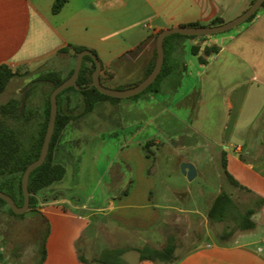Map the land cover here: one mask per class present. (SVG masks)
<instances>
[{"label": "rangeland", "instance_id": "rangeland-1", "mask_svg": "<svg viewBox=\"0 0 264 264\" xmlns=\"http://www.w3.org/2000/svg\"><path fill=\"white\" fill-rule=\"evenodd\" d=\"M252 1L222 0L226 10L224 22L241 16ZM253 21L228 32L202 38L201 45L209 39H224L220 54L218 51L210 56L202 55L203 65L199 64L200 57L192 51V37L171 36L166 43V70L170 64H175V72L165 74L151 89L136 97L98 102L86 116L87 121L73 123L74 126L67 128L62 137L61 154H56V160L65 166L67 173L61 181L41 192L44 202L58 200L59 207L67 215L55 219L53 224L31 211L17 217L0 216V260L3 264H38L47 229H89V236L95 229H107L105 213L98 210L107 205L109 198H123L130 188L133 176L125 164V157L128 144L136 133V139L143 140L145 145L150 143L146 150L143 145V157L149 163L152 178L146 204L152 207L151 211L158 215L159 220L154 228L135 239L129 242L126 238L119 240L118 246L142 247L147 244L163 248L168 238L174 237L176 253L182 254L202 243L237 239L245 232L240 226L241 216L248 209L255 210V219L264 221V204L258 199L255 187L258 185L251 173L231 155L228 157L227 170L252 191L248 193L229 182L222 163L225 151L222 142L228 119L225 94L239 82V76L232 72L237 65L232 54L239 53V42L233 43V39L239 37ZM138 31L143 36L150 33L143 26ZM177 39H182L179 45L173 44ZM225 46H229L233 53L224 52ZM63 68L59 65L25 73L0 95V106L11 99L25 104L28 122L18 129L27 148L40 138L45 122L44 111L53 86L51 81H42L41 76L52 71L58 73L57 78L65 79L68 74ZM115 85L113 89L109 88L111 84H105L106 88L113 90L135 86L126 85L122 78H118ZM220 87H224L223 94L216 96ZM78 91L63 94L60 107H68L70 112H81L82 101ZM211 92L215 96L210 97ZM200 95L203 105H199ZM68 97L70 105L67 104ZM154 141L163 144L157 145ZM148 151L152 155L148 156ZM231 151H234L233 147ZM190 162L197 171L192 181L182 172V165ZM2 182L0 177V190L6 192ZM222 191L232 197L234 206L224 222H213L208 218V212ZM170 214L177 216L168 217ZM98 218L104 223L98 224ZM3 229H6L5 234ZM226 230L232 233L228 237L223 236ZM246 240L264 241V229H256ZM109 243L115 246V243ZM137 257L135 252L125 256L129 262L136 261Z\"/></svg>", "mask_w": 264, "mask_h": 264}, {"label": "crops", "instance_id": "crops-1", "mask_svg": "<svg viewBox=\"0 0 264 264\" xmlns=\"http://www.w3.org/2000/svg\"><path fill=\"white\" fill-rule=\"evenodd\" d=\"M55 1L0 0V66L5 65L18 74L8 86L17 83L25 73L59 65L69 75L75 66V52L70 46L85 47L97 55L102 63L100 79L103 86L109 83V88L116 87L118 78H122L126 85L136 86L147 77L154 62L159 33L193 24L211 26L214 19L224 21L226 14L222 0H69L58 13H54ZM260 12L252 25L233 39V43L239 42V53L234 54L229 46L223 49L236 58L237 65L232 72L239 76V82L225 94L228 119L224 128L222 145L225 151L222 155L226 158L227 169L231 155L251 173L258 185L255 186L258 199L264 204V10ZM142 26L150 32L148 35L140 34L138 28ZM201 39L193 38L194 46L198 47V58L204 55L206 48H220L224 42V39H209L201 45ZM181 40L177 39L173 44L179 45ZM63 50L68 52L61 53ZM175 66H168L169 73L175 72ZM132 80L135 82L130 83ZM217 91L216 96H221L224 87L217 88ZM209 96L215 95L211 92ZM201 98L202 95L199 105L204 104ZM87 115L75 113L67 128L76 122L87 121ZM136 137L137 133L132 136L125 157V164L132 170L133 176L130 188L123 198H109L107 205L98 210L105 213L103 216H106L109 227L95 229L91 236L87 233L89 229H50L44 264H98L84 263L79 255L93 261L105 250L115 248H126L122 259L127 264H167L140 261L138 252L133 249L141 247H121L117 244L121 239L126 238L129 242L150 231L159 220L158 215L151 211L152 207L146 204L152 178L149 163L143 157L145 144ZM233 142L235 144L232 145ZM61 144L62 141L57 154H61ZM154 144L163 143L154 141ZM233 178L248 193L252 192ZM37 210L52 224L55 219L67 215L59 207L58 200L42 202ZM172 216L177 215L170 214L168 217ZM253 216L251 220L255 226L244 230L237 239L202 243L182 254L175 252L169 264H264V241L246 240L256 229H264V221L260 222ZM102 223L104 221L99 219L98 224ZM129 252L138 254L136 261L126 260ZM0 264H3L1 260Z\"/></svg>", "mask_w": 264, "mask_h": 264}, {"label": "trees", "instance_id": "trees-1", "mask_svg": "<svg viewBox=\"0 0 264 264\" xmlns=\"http://www.w3.org/2000/svg\"><path fill=\"white\" fill-rule=\"evenodd\" d=\"M69 0H56L53 5V12L58 13L68 2ZM255 2L252 1L251 5ZM264 10V3L262 8L255 13L248 21L254 20L259 12ZM224 24V21L221 18L214 19L211 22V26H218ZM200 24H193L190 27H201ZM179 35V34H175ZM173 36V35H171ZM167 37L164 42L165 47V61L162 68V71L156 81L149 86L144 92H147L154 85H156L160 78H162L165 74H170L168 70H166V61H167V51H166V43L167 40L171 37ZM183 36V35H179ZM187 37V36H186ZM189 37V36H188ZM196 38V37H192ZM204 38V37H203ZM75 52V65L77 55L86 50L85 47H76L70 46ZM192 51L194 55L198 54V47L193 46ZM218 47H208L204 51V55L210 56L211 54L218 52ZM68 50H63L61 53H66ZM157 60V50H155V57L152 66L150 67L146 76H148L155 67ZM199 61L204 64L205 60L203 57L199 58ZM96 69L95 62L89 57L86 56L83 61V66L80 72V76L78 79V85L80 90L78 91L81 96L82 101V111L81 114H88L92 112L97 103L104 100H118L115 98H110L106 95L101 94L94 87H90L92 83V75ZM75 70V66L70 71L69 75L65 79L57 78L58 73L56 72H45L41 76L42 81H51L53 83L52 89L48 95V100L46 103L45 113V122L43 124L40 138L29 148L26 147L25 140L21 132L19 131V126H24L28 122L27 112L25 110V104L23 101H19L16 99L9 100L6 104L0 106V177L3 178L2 188L7 189L5 193L10 195L16 202V204L21 207L24 204V193L22 189V179L25 170L27 167L38 160L40 157L45 133L48 127L51 104H50V96L51 93L56 89L59 85L69 79ZM18 76L17 73L12 72L7 66H0V95L3 94L11 82L13 78ZM131 88V86L129 87ZM76 91L75 87H71L63 91L58 95V115L56 120V128L54 132V136L52 138L50 144V150L48 157L44 164L37 168L32 172L29 180V192L31 194L30 197V210L29 212H36L39 208L40 203L44 202L41 197V192L45 191L47 188L52 186L54 183L61 181L67 170L65 166L56 160V154L58 151V147L62 141L63 133L66 130L68 124L71 120L74 119V115L76 113L75 110H68V107H60V97L71 91ZM141 93V94H142ZM138 96V95H137ZM136 97V96H134ZM71 99L67 98V104L70 105ZM150 146V143L144 145V149L146 150ZM148 156L152 155L151 152H147ZM223 167L225 169V174L229 180V182L235 187L243 191H247L244 187H242L227 171V163L226 158L223 156ZM2 191V190H0ZM3 192V191H2ZM248 192V191H247ZM262 203V201H260ZM259 202V203H260ZM234 206V202L232 197L227 192H220L218 196L214 199L212 206L208 212V218L213 222H224L230 215V211ZM38 214V213H37ZM255 214L254 209H248L244 215L241 216V229L242 230H251L255 223L251 220L252 216ZM40 216H42L39 213ZM0 216H22L16 215L8 206V204L0 199ZM43 218V217H42ZM44 219V218H43ZM45 220V219H44ZM3 233H6V229H3ZM50 229H47L45 237L42 241V254L41 259L38 264H44L46 259V240L49 236ZM232 233L230 230H226L223 233L224 237L230 236ZM177 246L175 243L174 237H169L167 244L163 248H156L151 245H145L141 248H134L136 252L139 254L140 261H151L154 263L162 262V263H171L174 259L175 252ZM126 252V248H115L105 250L100 256L94 257L93 261H88L83 255H79V258L84 263H98V264H127L123 261L122 255Z\"/></svg>", "mask_w": 264, "mask_h": 264}, {"label": "water", "instance_id": "water-1", "mask_svg": "<svg viewBox=\"0 0 264 264\" xmlns=\"http://www.w3.org/2000/svg\"><path fill=\"white\" fill-rule=\"evenodd\" d=\"M264 3V0H255V2L239 17L234 19L233 21H230L228 23H224L218 26H201V27H174L171 29L163 30L161 33H159L157 40H156V47H157V60L154 69L152 72L138 85L126 89V90H113L108 89L103 86L100 75L102 72V63L100 59L97 57V55L90 51V50H84L80 52L77 55L76 59V66L73 75L67 79L65 82H63L61 85H59L54 91L51 93L50 96V104H51V111H50V118L48 127L45 133L40 157L38 160L31 163L27 169L24 172L23 179H22V189L24 193V204L23 206L19 207L15 200L8 195L5 192L0 191V199L5 201L10 209L16 214V215H23L30 210V197L31 194L29 192V180L30 176L33 171H35L37 168L42 166L44 162L46 161L49 150H50V144L52 141V138L54 136L55 128H56V120L58 115V95L61 94L63 91H65L68 88L75 87L76 89L80 90V87L78 85V79L80 76V72L83 66V61L86 56H89L96 65V69L93 72L92 75V83L90 87L96 88L98 92H100L103 95H106L110 98L115 99H127L132 98L134 96H137L144 92L149 86H151L158 76L160 75L164 61H165V47L164 42L165 39L171 35L179 34L183 36H189V37H197V38H203L208 36H214L217 34L228 32L241 24L247 22L255 13H257ZM182 172L183 174L192 181L197 176V171L195 169V166L191 163H185L182 165Z\"/></svg>", "mask_w": 264, "mask_h": 264}]
</instances>
